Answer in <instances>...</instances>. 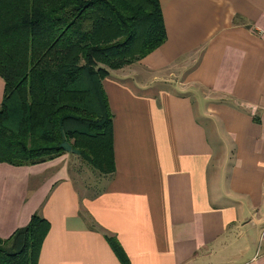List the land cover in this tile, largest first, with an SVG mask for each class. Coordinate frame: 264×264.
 Segmentation results:
<instances>
[{"label":"crops","instance_id":"obj_1","mask_svg":"<svg viewBox=\"0 0 264 264\" xmlns=\"http://www.w3.org/2000/svg\"><path fill=\"white\" fill-rule=\"evenodd\" d=\"M165 41L102 80L114 171L0 162V239L35 264H264V0H159ZM4 81L0 78V104Z\"/></svg>","mask_w":264,"mask_h":264},{"label":"trees","instance_id":"obj_2","mask_svg":"<svg viewBox=\"0 0 264 264\" xmlns=\"http://www.w3.org/2000/svg\"><path fill=\"white\" fill-rule=\"evenodd\" d=\"M165 38L159 0H0V162L32 165L71 152L101 175L113 173L102 80ZM47 231L32 215L0 239V264H35Z\"/></svg>","mask_w":264,"mask_h":264},{"label":"built area","instance_id":"obj_3","mask_svg":"<svg viewBox=\"0 0 264 264\" xmlns=\"http://www.w3.org/2000/svg\"><path fill=\"white\" fill-rule=\"evenodd\" d=\"M263 190H264V183H263Z\"/></svg>","mask_w":264,"mask_h":264}]
</instances>
